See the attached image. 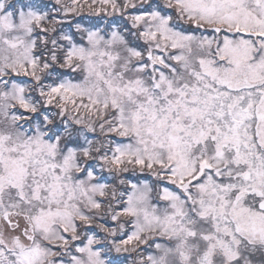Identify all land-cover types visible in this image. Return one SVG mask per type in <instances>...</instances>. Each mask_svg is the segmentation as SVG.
Masks as SVG:
<instances>
[{
	"label": "snow or ice",
	"instance_id": "snow-or-ice-1",
	"mask_svg": "<svg viewBox=\"0 0 264 264\" xmlns=\"http://www.w3.org/2000/svg\"><path fill=\"white\" fill-rule=\"evenodd\" d=\"M0 264H264V0H0Z\"/></svg>",
	"mask_w": 264,
	"mask_h": 264
}]
</instances>
